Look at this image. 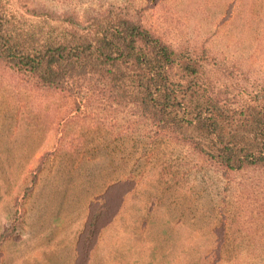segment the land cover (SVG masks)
Wrapping results in <instances>:
<instances>
[{"label":"rangeland","instance_id":"1","mask_svg":"<svg viewBox=\"0 0 264 264\" xmlns=\"http://www.w3.org/2000/svg\"><path fill=\"white\" fill-rule=\"evenodd\" d=\"M33 2L79 17L120 7L199 52L231 94L264 83V0ZM110 109L0 61V264H72L80 216L114 180L130 188L86 264H264V170L224 172Z\"/></svg>","mask_w":264,"mask_h":264},{"label":"trees","instance_id":"2","mask_svg":"<svg viewBox=\"0 0 264 264\" xmlns=\"http://www.w3.org/2000/svg\"><path fill=\"white\" fill-rule=\"evenodd\" d=\"M14 1L21 13L0 0L1 62L50 89L85 90L224 172L264 170V83L231 94L199 52L164 42L120 7L79 17L34 0ZM129 188L118 180L91 199L72 264L87 263L99 230Z\"/></svg>","mask_w":264,"mask_h":264},{"label":"crops","instance_id":"3","mask_svg":"<svg viewBox=\"0 0 264 264\" xmlns=\"http://www.w3.org/2000/svg\"><path fill=\"white\" fill-rule=\"evenodd\" d=\"M114 181H116V180H114ZM87 210H88V206H87ZM86 214H87V211H86V209H85V211L83 212V214H82V216H80V221L78 222V232L80 231V228H81V225L83 224V222H84V219H85V217H86ZM77 237V236H76ZM75 241H76V239L74 240V244L73 245H75Z\"/></svg>","mask_w":264,"mask_h":264}]
</instances>
